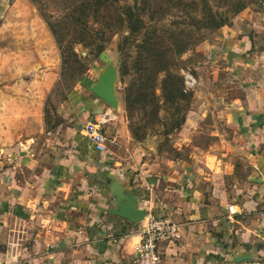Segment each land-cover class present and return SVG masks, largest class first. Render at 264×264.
<instances>
[{"label": "crops", "instance_id": "crops-1", "mask_svg": "<svg viewBox=\"0 0 264 264\" xmlns=\"http://www.w3.org/2000/svg\"><path fill=\"white\" fill-rule=\"evenodd\" d=\"M221 52L229 55L240 92L229 98V127L236 133L229 189L215 172L161 173L146 159L136 165V154L109 158L95 151L82 127L99 117L108 122L112 111L87 90L94 75L71 93L62 115L70 120L55 127L47 128L36 93L33 108L14 111L2 103L0 264H127L143 221L107 213L114 183L137 197L145 217L179 226L178 241L160 243V264H264V11L245 14L230 28ZM112 125L107 131L119 144L123 128Z\"/></svg>", "mask_w": 264, "mask_h": 264}, {"label": "rangeland", "instance_id": "rangeland-1", "mask_svg": "<svg viewBox=\"0 0 264 264\" xmlns=\"http://www.w3.org/2000/svg\"><path fill=\"white\" fill-rule=\"evenodd\" d=\"M0 4V108L2 103L14 111L33 108L36 93L47 128L55 127L70 120L62 115L81 80L109 64L119 108L107 106L112 111L102 128L107 157L136 154V165L146 159L161 173L215 172L229 189V146L236 136L229 127V98L240 92L221 45L245 14L264 11V0ZM168 73L179 91L173 102H165L161 90ZM112 123L123 128L119 144L107 131L115 128Z\"/></svg>", "mask_w": 264, "mask_h": 264}, {"label": "built area", "instance_id": "built-area-1", "mask_svg": "<svg viewBox=\"0 0 264 264\" xmlns=\"http://www.w3.org/2000/svg\"><path fill=\"white\" fill-rule=\"evenodd\" d=\"M106 122L102 118L98 122H88L81 130L82 136L90 143L92 148L100 154H106L107 137L102 131ZM227 211L236 213L234 205H228ZM138 241L132 247L133 253L127 264H160L161 257L159 245L161 242L173 243L181 238L179 226L167 217H156L147 214L138 229Z\"/></svg>", "mask_w": 264, "mask_h": 264}, {"label": "water", "instance_id": "water-1", "mask_svg": "<svg viewBox=\"0 0 264 264\" xmlns=\"http://www.w3.org/2000/svg\"><path fill=\"white\" fill-rule=\"evenodd\" d=\"M114 81L115 72L108 64L101 72L95 71V81L87 87V90L104 104L117 110L119 102L114 90ZM108 187L114 203L113 208L107 212L109 215L126 220L131 224L140 223L145 219L146 212L138 207V199L132 192L122 190L116 183Z\"/></svg>", "mask_w": 264, "mask_h": 264}, {"label": "trees", "instance_id": "trees-1", "mask_svg": "<svg viewBox=\"0 0 264 264\" xmlns=\"http://www.w3.org/2000/svg\"><path fill=\"white\" fill-rule=\"evenodd\" d=\"M161 72H165L164 70H162ZM168 77H171V75H169L166 79L163 80V84H162V93H163V98L165 100V102H173L174 99L177 98V93H179L177 85L175 84L174 81L170 80L172 79ZM124 104H125V109L128 111V109L130 108V94H125L124 95Z\"/></svg>", "mask_w": 264, "mask_h": 264}]
</instances>
